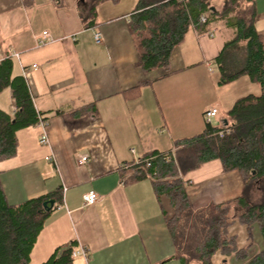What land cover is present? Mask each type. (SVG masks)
Wrapping results in <instances>:
<instances>
[{
  "label": "crops",
  "instance_id": "crops-1",
  "mask_svg": "<svg viewBox=\"0 0 264 264\" xmlns=\"http://www.w3.org/2000/svg\"><path fill=\"white\" fill-rule=\"evenodd\" d=\"M138 1L101 2L94 21H86L92 0H0V61L11 58L13 77L25 78L49 140L40 144L37 125L18 131V153L0 162V183L10 205L57 191L62 197L31 260H49L75 243L74 251L86 248L89 255L73 257V264L179 263L167 225L169 200L158 199L151 177L131 179L129 169L153 153L172 152L179 165L185 150L176 141L201 134L205 112L218 109L205 91L213 90L211 74L236 29L228 20L201 31L192 24L170 64L145 71L130 31ZM246 7L264 37V0ZM44 32L53 42L40 47ZM4 92L10 108L0 104V110L13 115L12 90ZM192 164L178 170L193 209L243 196L238 172H225L217 160ZM92 192L98 202L86 206L83 197Z\"/></svg>",
  "mask_w": 264,
  "mask_h": 264
},
{
  "label": "trees",
  "instance_id": "trees-1",
  "mask_svg": "<svg viewBox=\"0 0 264 264\" xmlns=\"http://www.w3.org/2000/svg\"><path fill=\"white\" fill-rule=\"evenodd\" d=\"M104 1L92 0L86 21L96 15V6ZM221 1V8L215 6ZM256 0H139L131 16L130 31L139 48L138 66L149 71L165 68L193 24L200 31L212 23L226 21L235 28L234 38L222 50L217 61L221 83L228 84L240 77L260 87L261 95L237 99L221 124L206 123L204 131L192 138L176 141L185 153L193 157L190 169L211 161H220L227 173L238 172L246 188L264 184V37L255 26L251 6ZM207 17L200 25V17ZM93 20V19H92ZM86 25H91L93 21ZM202 27V28H201ZM245 44V45H243ZM245 50L246 57L239 67L234 54ZM10 88L15 112L10 115L0 110V162L18 153V131L34 127L43 114L37 112L26 80L13 77L11 58L0 61V92ZM229 128L230 134L219 138L217 132ZM170 158H168V157ZM150 167H130L131 179L151 177L158 199L166 198L171 211L166 213L167 225L176 247L180 264H214L221 256L246 261L245 264H264L263 249L249 256L253 245V231L258 227L264 242V198L250 203L243 195L220 204L193 209L186 191V182L179 178L181 167L168 153H153ZM144 160V159H143ZM62 201L59 191L30 199L20 205H10L0 183V264H31V255L43 231L50 212L44 208L48 201ZM240 224L245 227L249 244L241 247L237 235L230 229ZM74 245L56 250L42 264H73Z\"/></svg>",
  "mask_w": 264,
  "mask_h": 264
},
{
  "label": "rangeland",
  "instance_id": "rangeland-1",
  "mask_svg": "<svg viewBox=\"0 0 264 264\" xmlns=\"http://www.w3.org/2000/svg\"><path fill=\"white\" fill-rule=\"evenodd\" d=\"M245 45V44H243ZM234 54L236 62L235 67H239L241 63L245 60L246 53L245 50H239ZM16 70V69H15ZM214 72L211 74L212 81L214 82V88L213 90L209 89L205 91L207 101L210 103H214L213 105H216L219 109V116L216 119H213L212 122L214 123V126H217L222 122V118L224 119L228 111L232 108L233 104L237 99L254 95V96H260L261 90L260 87L252 83L248 77H240L239 79L230 82L228 84H222L221 83V74L219 73L218 69H213ZM24 71V70H23ZM26 72V71H24ZM28 72H26V75ZM9 102L7 97V93L4 91L0 92V104L3 108L9 107ZM10 108V107H9ZM179 161L181 165V169H186L187 165L191 164L194 160L193 157L190 156L189 153L181 152L179 154ZM247 200L250 203H260L264 198V184L259 185L252 184V186L246 188L243 194ZM230 234L237 235L239 238V244L241 247H244L249 244V241H247V233L245 227H243L240 224L234 225L230 229ZM253 245L250 249L249 256L252 257L254 254L258 253L260 250L263 249L264 242L263 238L259 232L258 227L254 229L253 231ZM248 242V243H247ZM48 260H42L35 258L34 260H31V264H42L47 262ZM246 261H237L234 258H229L226 260V263H224V260H221V257L218 255L214 258V264H245ZM173 264H179L177 261ZM192 264H198L196 261H194Z\"/></svg>",
  "mask_w": 264,
  "mask_h": 264
},
{
  "label": "built area",
  "instance_id": "built-area-1",
  "mask_svg": "<svg viewBox=\"0 0 264 264\" xmlns=\"http://www.w3.org/2000/svg\"><path fill=\"white\" fill-rule=\"evenodd\" d=\"M180 2L182 1H186V0H179ZM200 25H206L207 23V17L206 16H201L200 17ZM210 36H213V34H210ZM94 38H95V41L97 43H101L102 42V34L100 32H95L94 34ZM75 40V38H74ZM53 40L51 38L48 37V34L47 32H44L43 36L38 39V46L42 47V46H45L47 44H50L52 43ZM13 57H17L19 58V54H14L12 55ZM209 66V64H207ZM34 68L36 69V66H34ZM211 70V68H210ZM219 115V110L217 108H210L209 110H207L204 114V120L207 124H210V125H214V123L212 122L213 119H216ZM46 125L47 123L40 118L37 126L43 130V133L40 137V144L42 145H46L49 143V140H48V136H47V133H46ZM231 130L229 128H226L224 130H221L219 132H217V136L219 138H224L227 134H230ZM175 154L170 152V156L172 157V159L175 160ZM168 157V156H167ZM169 158V157H168ZM153 158H150V159H136L134 161V163L132 164V166H137V167H140L142 169H147L150 167V162ZM170 159V158H169ZM47 161H53L54 160V157L53 155L52 156H49L46 158ZM82 163H85L86 162V158H81L80 160ZM83 201H84V204L86 206H93L94 204H96L98 202V195L96 193H89V194H86L84 197H83ZM88 251L86 250V248H79L75 251H73L72 253V257L76 258L77 256H83L84 258L88 259Z\"/></svg>",
  "mask_w": 264,
  "mask_h": 264
},
{
  "label": "water",
  "instance_id": "water-1",
  "mask_svg": "<svg viewBox=\"0 0 264 264\" xmlns=\"http://www.w3.org/2000/svg\"><path fill=\"white\" fill-rule=\"evenodd\" d=\"M55 206V201L51 200L44 203V208L46 211H50Z\"/></svg>",
  "mask_w": 264,
  "mask_h": 264
}]
</instances>
